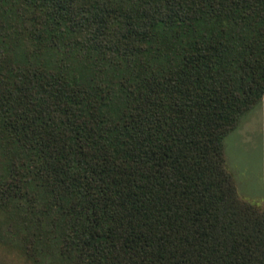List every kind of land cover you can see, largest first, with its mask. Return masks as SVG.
Masks as SVG:
<instances>
[{
  "label": "trees",
  "instance_id": "16d2710c",
  "mask_svg": "<svg viewBox=\"0 0 264 264\" xmlns=\"http://www.w3.org/2000/svg\"><path fill=\"white\" fill-rule=\"evenodd\" d=\"M264 97V0H0V244L22 264H264L223 139Z\"/></svg>",
  "mask_w": 264,
  "mask_h": 264
},
{
  "label": "rangeland",
  "instance_id": "374dc122",
  "mask_svg": "<svg viewBox=\"0 0 264 264\" xmlns=\"http://www.w3.org/2000/svg\"><path fill=\"white\" fill-rule=\"evenodd\" d=\"M223 154L238 194L253 204H264V97L224 137ZM0 264L22 263L12 249L0 244Z\"/></svg>",
  "mask_w": 264,
  "mask_h": 264
}]
</instances>
